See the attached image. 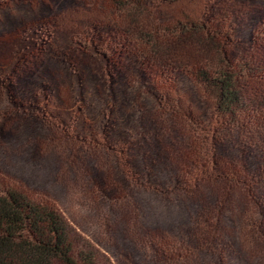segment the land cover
Returning <instances> with one entry per match:
<instances>
[{
    "label": "rangeland",
    "instance_id": "374dc122",
    "mask_svg": "<svg viewBox=\"0 0 264 264\" xmlns=\"http://www.w3.org/2000/svg\"><path fill=\"white\" fill-rule=\"evenodd\" d=\"M39 1L0 0V175L52 199L114 264H264V247L248 225L257 219L264 231V176L256 190L262 212L252 215L237 192L215 209L212 183L192 181L170 162L169 136L183 142L191 128L212 124L210 91L192 78L163 90L150 76L115 82L100 55L107 46L98 37L115 35L101 3L73 0L71 9L51 15ZM211 1H185L179 9L197 15ZM225 1L239 7L241 25L264 13V0ZM93 39L100 52L90 48ZM172 53L212 59L193 43ZM51 67L60 77L59 98L35 80ZM253 85L264 91V79ZM257 135L255 144H264V130ZM224 137L228 146L240 133ZM201 208L222 210L217 234L205 244L188 232ZM152 236L163 254L152 249Z\"/></svg>",
    "mask_w": 264,
    "mask_h": 264
},
{
    "label": "trees",
    "instance_id": "16d2710c",
    "mask_svg": "<svg viewBox=\"0 0 264 264\" xmlns=\"http://www.w3.org/2000/svg\"><path fill=\"white\" fill-rule=\"evenodd\" d=\"M96 1L102 5L105 26L115 35L98 37L107 51L100 52L94 39L90 48L100 52L115 82L150 76L164 89L168 82L192 78L214 99L211 125L191 128V136L183 142L174 143L169 136L171 165L192 181L212 183L215 209L220 205L222 209L223 202L237 192L252 215L261 213L256 190L264 176V144L257 146L254 141L264 130V91L251 88L264 79V13L251 14L247 18L251 22L241 25L239 7L225 0H212L211 7L197 15L179 9L181 3L194 0ZM38 4L52 15L71 9L74 1ZM123 16L126 21H119ZM186 43L212 57L210 64L207 59L175 58L174 48ZM52 59L58 66L60 60ZM35 80L43 91L59 98L61 81L54 68L38 72ZM233 130L239 131V141L231 138L226 146L224 136ZM215 209L208 214L201 208L192 221L188 232L195 243H209L216 236L222 210ZM248 225L255 242L264 247L261 224L251 219ZM148 242L154 251L164 253L155 237ZM0 264L114 263L52 199L30 194L0 175Z\"/></svg>",
    "mask_w": 264,
    "mask_h": 264
}]
</instances>
